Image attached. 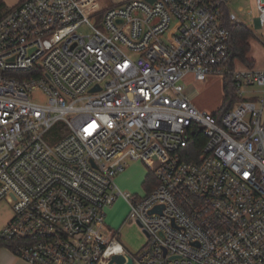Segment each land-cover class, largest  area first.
Segmentation results:
<instances>
[{"label":"built area","instance_id":"2783aa9c","mask_svg":"<svg viewBox=\"0 0 264 264\" xmlns=\"http://www.w3.org/2000/svg\"><path fill=\"white\" fill-rule=\"evenodd\" d=\"M227 1L98 9L97 0H21L0 19V202L12 211L0 238L15 255L30 264H109L113 254L133 264H264V99L239 97L217 118L182 82L230 76L238 96L264 86V71L227 62ZM255 4L264 44V0ZM195 126L205 142L187 161ZM128 160L154 177L144 195L114 182ZM119 197L129 208L122 225L147 237L138 257L119 242L122 226L106 225Z\"/></svg>","mask_w":264,"mask_h":264},{"label":"rangeland","instance_id":"374dc122","mask_svg":"<svg viewBox=\"0 0 264 264\" xmlns=\"http://www.w3.org/2000/svg\"><path fill=\"white\" fill-rule=\"evenodd\" d=\"M124 0H97V8H106L112 3H119ZM230 12L234 13L237 20L243 25L253 28L254 19L256 17V4L255 0H229L225 3ZM242 8L243 11H239ZM247 11H250L248 14ZM176 28L175 22H171L169 30L173 31ZM80 32L86 34L91 32L88 27H81ZM250 56L255 60V69L264 68V46L260 43L253 41ZM239 67V64L236 65ZM186 91L196 92L195 107L199 110H205L208 112H215L220 108L222 104V92H221V79L219 77H211L208 81L200 83L195 81L191 75H187L183 79ZM242 95L238 97L246 99H264V86L257 84L245 86L242 88ZM36 101H44L45 97L40 93L35 95ZM262 116L264 120V105ZM139 173V177L137 174ZM148 173L146 167L139 161L128 160L125 164L123 171L119 172L115 177V184L122 193H133L138 195H144L146 192L145 187L142 184L143 176ZM138 178V179H137ZM131 185V186H130ZM130 186V187H129ZM11 211L10 205L4 200L0 202V221L8 217ZM12 212V211H11ZM129 212L127 202L119 197L111 208V212L107 215L106 225L110 228H119L121 224H118L120 218L127 217ZM119 225V226H118ZM119 242L126 248V250L134 257H138L147 249V237L141 231L137 223H128L122 225Z\"/></svg>","mask_w":264,"mask_h":264},{"label":"trees","instance_id":"16d2710c","mask_svg":"<svg viewBox=\"0 0 264 264\" xmlns=\"http://www.w3.org/2000/svg\"><path fill=\"white\" fill-rule=\"evenodd\" d=\"M12 8H9L3 0H0V19H2ZM229 10L227 6H222V24L229 33V56L227 62L233 68L234 63L239 61L247 67L253 66V60L248 58L250 50L249 40L253 37V32L243 24H231L229 21ZM223 99L222 104L215 115L220 118L225 112L231 109L239 100L237 89L231 80L230 76L223 78ZM205 142L201 128L193 127L189 131L188 143L183 148V159L187 161H198L200 159L201 147ZM152 174H147L143 182L146 191H150L154 184ZM157 184V181H156ZM10 243L5 242L0 238V247H8Z\"/></svg>","mask_w":264,"mask_h":264},{"label":"crops","instance_id":"0c3cea01","mask_svg":"<svg viewBox=\"0 0 264 264\" xmlns=\"http://www.w3.org/2000/svg\"><path fill=\"white\" fill-rule=\"evenodd\" d=\"M4 3L9 7V8H13L14 6H16L21 0H3ZM112 4H115V3H112ZM111 5V4H110ZM228 8V7H227ZM240 9L242 8H239V11H241ZM229 10V8H228ZM243 11V10H242ZM229 13H230V10H229ZM232 13V12H231ZM239 24H242V23H239ZM253 28H249L252 32H253V37L249 40V44H250V50H249V53H248V58L253 60V66L252 67H247L245 65H243L242 63H240L239 61H236L234 63V68L237 69V70H243V69H253L255 71H264V68L262 69H255V60L250 56V51H251V48H252V44H253V41L257 42V43H260L264 46L263 42L257 37L258 36V30H257V27H256V24L255 22L253 23ZM247 27V26H246ZM239 64V67H236V65ZM215 78V77H219L221 79V92H222V99H223V78L220 77V76H209L205 81H201L200 83H204L206 81H208L210 78ZM199 82V81H198ZM188 92V96H189V100L190 102L195 106L194 102H195V99H196V92H192L191 90L190 91H187ZM251 100H256V99H251ZM139 162V161H138ZM142 163V162H141ZM143 164V163H142ZM144 165V164H143ZM125 168V167H124ZM137 174V177H139V173H136ZM146 175L147 173L143 176V180H142V184L146 178ZM138 179V178H137ZM131 186V185H130ZM129 186V187H130ZM113 206V205H112ZM108 208L107 210V213H106V219H107V215H109V213L111 212V208ZM12 215V212L10 211L8 217L4 218L2 221H0V230L3 228V226L8 222V220L10 219ZM124 218V217H123ZM123 218H120V221L118 224H121L123 223ZM119 226V225H118ZM122 226V225H121ZM120 226V227H121ZM110 227V226H109ZM0 264H30L28 263L27 261H25L24 259L18 257L17 255H15L8 247H0Z\"/></svg>","mask_w":264,"mask_h":264},{"label":"water","instance_id":"95a60500","mask_svg":"<svg viewBox=\"0 0 264 264\" xmlns=\"http://www.w3.org/2000/svg\"><path fill=\"white\" fill-rule=\"evenodd\" d=\"M149 2H153L154 0H147ZM98 87L94 88L97 89ZM162 206H157L153 208L150 213L152 212H160ZM109 264H133V260L130 256H127V261L125 259V256L122 254H113L109 259Z\"/></svg>","mask_w":264,"mask_h":264}]
</instances>
